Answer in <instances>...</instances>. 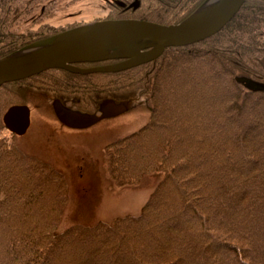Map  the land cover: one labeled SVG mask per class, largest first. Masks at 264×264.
<instances>
[{
	"label": "trees",
	"instance_id": "trees-1",
	"mask_svg": "<svg viewBox=\"0 0 264 264\" xmlns=\"http://www.w3.org/2000/svg\"><path fill=\"white\" fill-rule=\"evenodd\" d=\"M204 0H106L102 18L176 23ZM0 0V56L66 29L21 27L37 4ZM51 6H46L49 9ZM84 65L83 63H79ZM248 76L262 84L248 89ZM136 90L150 118L105 144L117 186L157 184L137 215L55 232L67 184L10 139L2 114L31 92L74 98ZM0 264H264V0H244L217 32L116 71L48 68L0 85Z\"/></svg>",
	"mask_w": 264,
	"mask_h": 264
},
{
	"label": "rangeland",
	"instance_id": "rangeland-1",
	"mask_svg": "<svg viewBox=\"0 0 264 264\" xmlns=\"http://www.w3.org/2000/svg\"><path fill=\"white\" fill-rule=\"evenodd\" d=\"M52 1L46 3L51 10L43 20L55 25L87 23L107 12L106 0ZM112 97H119L126 109L83 128L60 122L44 93L31 92L23 101L30 108V123L24 133L10 135L11 141L61 172L67 184V200L55 232L74 223H112L117 216L137 215L157 184V173L145 174L135 185L117 186L110 179L105 144L146 123L151 108L147 93L133 90Z\"/></svg>",
	"mask_w": 264,
	"mask_h": 264
},
{
	"label": "water",
	"instance_id": "water-1",
	"mask_svg": "<svg viewBox=\"0 0 264 264\" xmlns=\"http://www.w3.org/2000/svg\"><path fill=\"white\" fill-rule=\"evenodd\" d=\"M243 2L204 0L184 19L170 24L131 17L107 18L64 29L0 56V85L55 67L87 73L135 66L156 58L167 46L193 43L217 32ZM117 58L120 60L86 68L75 64ZM238 80L249 89L262 87L248 76ZM107 99L97 113L66 107L57 97L51 104L56 117L66 125L86 127L126 109L119 98ZM2 122L11 132L22 134L30 123V108L25 103L11 104L3 112Z\"/></svg>",
	"mask_w": 264,
	"mask_h": 264
},
{
	"label": "flooded vegetation",
	"instance_id": "flooded-vegetation-1",
	"mask_svg": "<svg viewBox=\"0 0 264 264\" xmlns=\"http://www.w3.org/2000/svg\"><path fill=\"white\" fill-rule=\"evenodd\" d=\"M47 6V5H46ZM46 6L45 4H37L33 7V10H32V13L29 14V19L25 20L23 23H19V25H21V27H29L31 29H35L39 26H42L43 24H52L48 21H45L43 20L44 17L47 16V14L49 13V10L46 9ZM103 17V16H102ZM99 16L98 19H107V18H110V17H105V18H102ZM118 18H126V17H118ZM98 19H95L94 20H98ZM77 24H81L80 21H77ZM79 22V23H78ZM75 22L71 21V22H65V23H60V24H52L53 26L55 27H60V28H63L65 26H68L70 24H74ZM75 26V25H74ZM72 27V26H71ZM70 28V27H69ZM67 29V28H66ZM64 29H60L59 31L57 32H60ZM56 32V33H57ZM120 60L119 58L117 59H107V60H101V61H95V62H76L75 64L77 66H80V67H90V66H95V65H100V64H106V63H112V62H116ZM79 63H83L84 65H80ZM57 68V67H55ZM60 70H63V68H59ZM66 70V69H64ZM69 71V70H67ZM72 72V71H71ZM78 73V72H76ZM113 94H108V95H96L94 96V100H92L91 104H89V106H77V104L74 103V98H71V104L68 103V99L64 98L63 96H60V100L62 102V104L66 107H69V108H72V109H77L79 111H82V112H85V113H97V110H98V106L100 104H103L105 102H107V98H111ZM61 122V121H60Z\"/></svg>",
	"mask_w": 264,
	"mask_h": 264
},
{
	"label": "bare ground",
	"instance_id": "bare-ground-1",
	"mask_svg": "<svg viewBox=\"0 0 264 264\" xmlns=\"http://www.w3.org/2000/svg\"><path fill=\"white\" fill-rule=\"evenodd\" d=\"M84 68H86V67L84 66ZM91 72H96V71H90V72L88 71L87 73H91Z\"/></svg>",
	"mask_w": 264,
	"mask_h": 264
}]
</instances>
